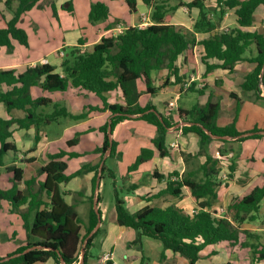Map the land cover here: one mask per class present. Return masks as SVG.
Masks as SVG:
<instances>
[{
    "label": "trees",
    "instance_id": "trees-1",
    "mask_svg": "<svg viewBox=\"0 0 264 264\" xmlns=\"http://www.w3.org/2000/svg\"><path fill=\"white\" fill-rule=\"evenodd\" d=\"M144 1L152 7L150 24L129 26L115 35L102 37L91 50L82 51L78 46L73 47L63 59V73L57 72L56 67L50 63L28 66L24 71L0 68V102L6 106L8 112L13 109H22L26 112L25 116L19 118L0 117V164H4L5 156L10 150L18 152L17 145L9 140L13 135L11 129L13 124L17 123L20 128L35 126L40 130L42 126L58 122L62 118L81 120L93 112L108 110L112 133L117 124L126 119L144 120L157 128V134L151 140L154 147H142L136 162L129 168L136 170L139 165L156 155L170 156L167 145L168 133L182 120L186 122L182 129L183 133L195 132L199 136L200 145V150L196 154L182 152L184 159L198 160L201 154L206 153V160L191 169H186L183 174L175 170L164 175L157 169L154 170V176L166 179L167 185L151 195V198L164 194L181 196L188 188L199 202L198 211L187 212L176 205L166 207L145 205L138 211L131 212L115 188L118 224L132 227L136 231V239L131 244L139 249L143 248L145 237L161 241L164 247L161 253L162 260L166 258V250H171L185 256L189 260L188 264H197L202 256L201 251L208 245L226 241L232 246L241 243L250 247L252 251L250 264H264V242L261 235L241 228L246 221L258 218L264 199V182L229 204L231 217H228V214L218 216L212 209L218 200V187L222 183L218 177L221 157L236 150L234 142L264 136V133L256 132L261 130L257 127L251 129L256 132L251 135H242L250 131L237 129L243 99L236 92H230L237 100V107L233 121L224 125L218 123L222 108L221 98L215 100L212 95L204 104L196 103L190 108L180 106L174 113L171 110L168 113L160 112L152 100L145 104L140 102L143 93L155 95L166 86L181 84L184 81L178 59L198 43L196 32L211 33L208 38L201 41L205 50L202 60L206 65V73L219 67L233 71L241 60L254 62L255 68L246 75L241 86L245 92L261 98L264 90V32L244 28L253 24L254 14L259 6L264 5V0H216L215 7L208 6L207 0L179 1L176 4H172L171 0ZM135 3V0H128L132 9ZM40 4L41 0H5L6 10L12 17L6 21L5 26L0 27V47L7 46L11 51L13 39L23 45L29 44L26 30L18 24L27 11ZM182 5L195 6L200 10L193 31L173 22L172 14ZM233 8L238 25L227 30L219 29L225 14ZM67 9L72 10L71 1ZM109 12V6L104 1L92 2L89 19L92 23H97L107 19ZM0 14L5 19L1 11ZM252 46H255V50L252 55L247 56L246 53ZM209 59L217 61L210 62ZM163 69H167L168 74L160 85H156L153 72ZM139 79L144 81L145 90L139 89ZM33 86H40L50 92L78 88L96 94L102 103L86 104L81 111L74 112L66 104L51 97H33L31 94ZM117 89L122 90L125 103L109 101L107 93ZM109 123L108 121L100 127L104 141L96 152L101 153V161L107 153L109 157L121 154L118 152V142L110 138ZM213 135L222 141L216 156L205 150L209 141L214 139ZM80 136L81 132H77L68 140V145L79 143ZM38 138L37 136L36 141ZM83 155L82 152L66 149L50 154L48 160L38 170L39 175L46 174V178L40 181L38 191L31 189L37 181L36 176L25 180L27 187L25 190L20 189L19 183L24 179V169L14 164L7 167L13 172L12 186L7 189L0 188V201L8 200L12 205V211L22 216L28 231V241L9 255L0 256V264H35L46 262L50 258L57 264L79 262L89 264V259L94 256L92 249L103 230L100 225L94 231L99 222H102V217L99 220L94 206V196L97 183L99 181L100 185L107 165L104 161L100 172V163L82 161L79 169L67 173L69 166L67 159ZM235 169L234 156L229 164V177L234 175ZM85 171L94 172L92 178L94 192L91 196L87 223L79 215L76 204L67 202L66 194L60 187L61 183H67ZM110 174L114 177L113 171ZM135 188L136 186L131 185L129 192H133ZM43 193L49 201H45ZM100 199L98 194L99 202ZM25 204L27 208L22 209ZM98 209L101 215L99 206ZM32 213L34 217L31 222ZM241 232L245 234V241L240 240ZM81 248L84 249V254L81 253ZM217 252L214 249L208 256ZM80 255L83 256L80 258ZM105 264L114 262L108 259Z\"/></svg>",
    "mask_w": 264,
    "mask_h": 264
},
{
    "label": "crops",
    "instance_id": "crops-1",
    "mask_svg": "<svg viewBox=\"0 0 264 264\" xmlns=\"http://www.w3.org/2000/svg\"><path fill=\"white\" fill-rule=\"evenodd\" d=\"M70 1L72 2V10L67 9V7L70 6ZM98 1H104L109 6V16L105 20L92 24L89 21L91 4L92 2ZM179 1L189 2L192 0H178V2ZM135 2V7L132 9L128 4V0H45L44 2H42L41 0V3H43V5L41 6L43 7L39 8L40 6L37 5L31 10L27 11L23 15V18L20 20V22H24L26 19V15L34 12L35 8L43 9L42 13H40L41 15H43V17L41 18L38 16V19L33 18L32 25L36 24L38 27L39 24L37 23V21H42L44 27H47L46 31H43L42 35L47 40L41 42V45H38L33 49L32 41L29 38L31 37V32L23 27L27 31L29 44L23 45L18 40L13 39V49L11 51L7 46L0 47V68H16L18 71H24L28 66H34L39 63H50L56 67L55 70L57 72L63 73L62 62L66 55L69 54V51H67V47L78 46L82 51L91 50L94 45L101 40L102 37L115 35L129 26H144L150 24L152 22V7L147 5L144 0H135ZM206 3L208 6H217L216 0H207ZM0 11L5 16L4 19L0 14V27H3L6 25V21L12 17L11 13L6 10L5 0H0ZM199 13L200 10L198 7H188L187 5H182L174 11V13L172 14V19L176 25L183 27L186 30L193 31L194 24L199 17ZM80 15H82L81 19ZM69 20L71 21V23H69ZM80 25H82L84 28H87L86 32L83 34L78 33V28L81 27ZM237 25V15L235 13V9L233 8L227 11L219 29L227 30ZM244 29L264 32V5H261L257 8L254 14L253 24L245 27ZM61 32L66 34V36L64 35L63 40H60L59 36H57L58 33L60 35ZM67 33L74 34L70 39H67ZM210 34V32H196L197 39L199 40L198 43L191 49L180 55L178 59V65L180 66V73L184 76V81L181 84L166 86L155 95L143 93L140 96V102L142 104H145L149 100H152V102L157 105L160 112L168 113L171 110L174 113L180 106L182 108H190L196 103L204 104L212 95L214 96L213 98L215 100L221 98V102L223 101V103H225V106H223V104L221 103L222 108L218 118V123L224 125L233 121V118L235 116L237 100L231 96L230 92H236L239 97L243 99L238 114L237 129L240 131H251V129L257 127L258 129L264 130V90L261 93V98H257L255 94L245 92L241 86L246 75L255 68L256 63L249 60H241L236 64L233 71L219 67L207 74L206 65L202 60L205 50L204 45L201 43V41L204 38H208ZM253 50H255V46H252L251 49H249V51L246 53V55H252ZM209 61L216 62L217 60L209 59ZM167 74V69L158 71L156 75L153 74L155 84L160 85L166 78ZM138 87L141 90H145V84L142 79L138 80ZM33 90H35V93H33ZM198 90H201V92H199ZM67 92H73L77 96L72 97V101L70 100L71 105L68 107L74 112L81 111L84 105L87 104L84 98L88 97L90 93L78 88H70L67 90ZM54 93L56 92L44 90L40 86H33L31 88V94L33 97L47 96L53 98L52 95ZM191 93L199 94V100L201 101L195 102L194 100H190L189 95ZM107 96L111 103H125L123 92L120 89L107 93ZM183 98H185L183 103H180V100ZM170 101H174L176 107L174 106L173 108H170ZM94 105L101 104L97 103ZM0 108H3L2 111L6 112V115L0 116L4 118H19L25 116L26 114V112L22 109H13L12 111L8 112L6 106L1 102ZM90 115L91 117H96V123L90 124L85 131H76L75 135L77 132H81V135L85 133H96V135H104L100 130V127L109 121L110 111L107 110L104 112H93ZM130 120L140 121V119ZM60 121L61 119L58 121V123ZM185 124L186 122L180 120L176 125H174V127L170 129L168 133L167 145L171 153L170 156L160 157L156 155L154 158L150 159V161L152 160L154 162V168L152 171V177L154 178V181L151 185L146 184L145 180L141 178L142 173L139 169L135 171V180L131 181L130 184L127 185V191L131 190V185L136 186L134 192L132 194H129L126 200V202L129 203L128 209L131 212H136L145 205H155L161 207L176 205L187 212H191L192 209L199 208L198 200L192 195L191 191L188 188L184 190L181 196L164 194L159 197L151 198V195L159 192L167 185L166 179H158L154 176V170L157 169L160 174L164 175H167L175 170L179 171L180 174H183L187 169V166L182 152L186 151L188 153H197L200 150L199 136L195 132H189L187 134L183 133L182 129ZM11 129L13 131V135L9 140L17 145L18 152L10 150L6 155L7 157L9 156V158L7 160L4 159V164H0L1 189H7L12 186L11 179L13 176V172L9 171L7 167L14 164L24 169V179L19 183V188L25 190L27 188L25 180H30L32 177L36 176L37 181L31 186V189L34 191L40 190V181H43L46 178V174L44 173L39 175L38 169L48 160L50 154L56 153L60 149L79 151L84 153L83 156L78 157L81 159L83 158L82 161H91L93 164L100 163V165L103 161H101L102 155L99 152H95L96 149L92 150L93 153L90 156H88L86 151H80L76 149L78 145L82 144L81 136L79 143L73 146H69L67 140L66 147L57 148L58 143L61 141V139L56 138L55 136L50 137L49 134L44 131L43 126L40 128V130H38L35 126H31L30 128H20L18 124L15 123L13 124ZM156 134L157 128L155 127L154 129L150 130V134L145 135L144 141L146 142V144L139 147V154L142 147H154L151 143V140L153 137H155ZM53 135L56 134L54 133ZM37 136L39 137L38 141H36ZM213 138V140L209 141L205 150L206 152L216 156L218 154V150L222 144V141L217 140V137ZM103 141L101 140L100 142L99 140L95 147L98 146L97 148H100L101 144H103ZM234 147L236 149L235 151H233L234 156L236 157V169L234 171V175L232 177L230 176V179L228 181L221 183V185L218 187V200L212 207L213 211L217 212L218 216H224L228 214V217H231L232 214L228 209L229 204L233 202L235 198L242 197L249 193L255 187L256 184L254 183L260 181V184H262L264 182V136L251 137L241 142H234ZM43 154L44 156H46V159L43 162H39V157L43 156ZM256 155L261 157V164L256 159ZM105 156L108 158L109 153L105 154ZM200 156L201 163L205 162L206 153H203ZM71 159L72 158L67 159L68 164H70ZM30 165H36L34 170L31 172L29 171L30 167H27ZM107 170H110L108 166ZM67 173L72 172H69L67 169ZM78 176L74 177L67 183H61L60 187L61 190H63L66 194L65 199L67 200V202L76 204L79 215L87 223L89 219V210L91 207V196L94 192L92 185L94 172L90 171L89 174L91 183L90 187H73L72 182ZM135 176L137 177L135 178ZM98 194L99 188L96 187L94 202ZM43 198L45 199V201H49L48 197L45 196L44 193ZM263 201L264 199L262 200V202ZM99 203L100 202L98 201V206ZM26 208L27 204L22 206V209ZM80 208L81 211L79 212ZM115 210V222L110 225V229L107 228L105 230V237H103V239H101L99 242L97 239L96 244L92 249L94 256L89 259V264H93V258H97L96 264H105L108 259H112L114 264H144L147 260H149L150 256L146 253L144 247L142 249H139L138 247L131 244V242L136 239V231L132 227L121 226L118 224L116 201ZM3 212H7L8 214H10V218L12 216L15 220L20 217L23 222V226L25 227V222L22 216L19 213L12 211V205L6 199H2L0 201V215ZM33 216L34 214L32 213L30 220ZM257 217L258 218L256 220L246 221L245 223H243L241 228L244 229V224H251L252 226L253 223H255L257 220H262L264 216H261L259 212ZM115 223L118 225L115 226ZM9 224L12 230L13 221H9ZM246 227L251 228L249 226ZM251 229H257L256 231H258V234L261 235V240L264 242V228L253 227ZM7 230V228L6 230H4V228H1L0 234L3 235L7 233ZM115 230H117V233L120 235L125 232V236L112 237L115 235ZM26 234L27 237L26 235L22 237L20 243H15L13 246L7 248L3 252L4 254H0V256H7L10 253L16 251L19 247L25 245L28 241L27 229ZM11 235L13 238H15L16 230L13 231V233L11 232ZM240 240L245 241L246 237H240ZM116 245H119V247L121 248L120 254H118V252L116 251ZM239 246L246 248L248 251H251L250 247L243 246L241 245V243L232 246L228 242L224 241L219 244L208 245L201 251L202 256L198 260L197 264H199L200 261L218 256L220 255V253H225L226 257L227 254L230 253H236L237 255ZM96 248H99L98 252H95ZM214 249L218 252L212 256H208ZM165 254L166 258L164 260L161 259L160 254L159 264L189 263V260L183 258V255L179 253H174L171 250H166ZM81 257L82 255H80V258ZM226 257L222 261L223 264H238L236 261L237 259L232 261L227 259ZM35 264L57 263L53 258H50L46 262ZM76 264H80V262Z\"/></svg>",
    "mask_w": 264,
    "mask_h": 264
},
{
    "label": "rangeland",
    "instance_id": "rangeland-1",
    "mask_svg": "<svg viewBox=\"0 0 264 264\" xmlns=\"http://www.w3.org/2000/svg\"><path fill=\"white\" fill-rule=\"evenodd\" d=\"M177 2H178V0H171V3H173V4H175ZM41 5H43V3L38 5V6H40L39 8L43 7ZM210 7H213V6L211 5ZM39 8H35L34 12H31V14L26 15V19L24 22L19 23L20 27H22V28L25 27L26 30H29V32H31V37H29V38L32 41L33 49L36 48L38 45H41V42L47 40L42 35L43 31H46V28H47V27H44L43 22L37 21V23L39 24L38 27L36 24L32 25V22H33L32 19L33 18L38 19V16L41 18L43 17V15L40 14V13H42L43 9H39ZM81 16L82 15H80V19H81ZM89 21H90V19H89ZM69 23H71L70 20H69ZM90 23H92V22L90 21ZM92 24H95V23H92ZM80 26L81 27H79V28L77 27L78 33H81V34L85 33L87 28H84L82 25H80ZM52 30H54V29H52ZM73 34L74 33H67V39H70ZM64 35L66 36V34L61 32L60 35L58 33L57 36H59L60 40H63ZM72 48H73L72 46L67 47V51L70 52L72 50ZM157 73H158V71L153 72L154 75H156ZM33 93H35V90H33ZM74 96H76V94H74L73 92H67V91H58L52 95V97L55 100H57L63 104H66L67 106L71 105L72 97H74ZM189 98H190V100H192V101L194 100L195 102L201 101V100H199L200 99L199 94L191 93L189 95ZM184 99L185 98L181 99L180 103H183ZM84 100H86L85 102L87 104L88 103H90V104H97V103L101 104L102 103L99 96H97L94 93H90L88 97L84 98ZM221 103L223 104V106H225V103H223V101ZM175 107H176V104H175ZM0 110H1L0 116L6 115V112L2 111L3 108H0ZM93 123H96V117H94V116L91 117V115H89V117H87L85 119H81V120L62 118L59 123L54 122L52 124L45 125V126H43V129L45 132H47L49 134L50 137L55 136L56 138H60L61 141L58 143L57 148H60V147L64 148V147H66L67 140L73 138L76 131H85V130H87L88 126L90 124H93ZM153 127L155 128V126H153L152 124H150L146 121H143V120L134 121V120L126 119V120L118 123L115 130L113 131L114 139L118 142V152L119 153L121 152V154L114 156V157H108L107 158L105 155L103 157V161H106V165L108 166V168H110V170L105 171L103 178L101 179L100 185L98 187L99 188V194L101 197L99 207H100V210L102 212V214H101V217H102L101 226L103 228L102 233L98 237V242L101 239H103V237H105L103 231L106 230L107 228L110 229V225H112L115 222L114 221V216L116 214V210H115L116 199H115V194H114L115 188L117 189L121 198H124V200L126 201L127 196L134 192V191L133 192L127 191V185H129L131 181L135 180L134 174H135V171L137 169H139L140 172L142 173L141 178L145 180L146 184L151 185L154 181V178L152 177L154 162L152 160L151 161L149 160V162L139 165L136 170H130L129 169L137 160V157L139 155V153H138L139 147L146 144V142L144 141L145 135L150 134V130L154 129ZM54 133L56 135H53ZM81 137H82V144L78 145L76 147V149L80 150V151H86L88 156H90L93 153L92 150L97 149L98 146L95 147V145H97L98 141L100 140V142H101V140L102 141L104 140V135H102V134L96 135V133H85V134H82ZM101 146H102V144H101ZM95 152H96V150H95ZM183 152H186V151H183ZM190 153L196 154V153H192V152H190ZM200 157L201 156H199L198 160L195 158H190L189 161H186L184 159L186 166H187V169L192 168L195 165H198L201 162ZM8 158H9V156L8 157L6 156L5 159L7 160ZM45 159H46V156H44V154H43V156L39 157V162H43V161H45ZM82 159L78 158V157L72 158L70 160L68 171L69 172L76 171L80 167V162L82 161ZM256 159L261 164V157L256 155ZM35 166L36 165H30L27 167H30L29 171L31 172L34 170ZM111 171H113L114 177L110 174ZM4 173H5V171H4ZM89 174H90V171L83 172L81 175H79L72 182V186L73 187L75 186L76 188L90 187L91 183H90ZM136 177L137 176H135V178ZM254 184H256L255 186H257L260 184V181H258L257 183H254ZM81 190H83V189H81ZM126 205H127V207H129V203L126 202ZM80 211H81V208L79 209V212ZM260 214H261V216H264V201L261 203ZM33 217L30 220L31 222L33 221ZM9 221H13L12 230H11V226L9 224ZM116 225H118V224L115 223V226ZM246 226H249L251 228H253V227L264 228V217L262 220H257L255 223H253L252 226H251V224L250 225H247V224L243 225L244 229H248V230H251L252 232L258 233V231H256L257 229L252 230L251 228H247ZM1 228H4V230H6V228H7L8 230H7V233H5L3 235L0 234V254H4L3 252L7 248L13 246L15 243H20L21 238L24 237L25 235L27 237L26 229L23 226V222H22L21 218L18 217L16 220L12 216L10 218V214H8L7 212H3L0 215V229ZM117 229H118V226H117ZM15 230H16V236H15V238H13L11 235V232L13 233V231H15ZM260 232H262V231H260ZM263 232H264V230H263ZM115 236L116 237H124L125 232H123L122 235H120L117 233V230H115V235L112 237H115ZM241 237H245L244 232H241ZM143 247H144L146 253L150 256L149 260H147L144 264H159L160 254L164 248L162 242L159 240H156V239L145 237L143 239ZM98 251H99V248H96L95 252H98ZM116 251L118 252V254H120L121 248L119 247V245H116ZM182 257L187 259L185 256H182ZM225 257H226L225 253H223V254L220 253V255H218V256H214L210 259L208 258L207 260L200 261L199 264H223L222 261H223V259H225ZM226 258L229 260H232V261L237 259L236 261L238 264H249L250 260L252 258V253L250 250L248 251L246 248L239 246V250L237 251V255H236V253H230V254H227ZM96 260H97V258L92 259L93 264H96Z\"/></svg>",
    "mask_w": 264,
    "mask_h": 264
},
{
    "label": "built area",
    "instance_id": "built-area-1",
    "mask_svg": "<svg viewBox=\"0 0 264 264\" xmlns=\"http://www.w3.org/2000/svg\"><path fill=\"white\" fill-rule=\"evenodd\" d=\"M174 106H175V102L170 101L169 107L173 108ZM233 156H234V152L230 151L221 157L220 171H219L218 177L222 183L225 181H228L230 179V177H229V172H230L229 164H230L231 158H233ZM221 210H223V209H221ZM197 211H198V208H195V209H192L191 213H196ZM214 213L217 215V212H214Z\"/></svg>",
    "mask_w": 264,
    "mask_h": 264
},
{
    "label": "water",
    "instance_id": "water-1",
    "mask_svg": "<svg viewBox=\"0 0 264 264\" xmlns=\"http://www.w3.org/2000/svg\"><path fill=\"white\" fill-rule=\"evenodd\" d=\"M109 132H110V138H111V140L113 139V133H112V124H111V119H109ZM256 132H258V133H263L264 132V130H259V131H256ZM256 132H254V131H250V132H246V133H244V134H242V135H251V134H254V133H256ZM213 137H218V136H216V135H213ZM103 163H104V161L101 163V165H100V172H101V170H102V166H103ZM99 177H100V175H99ZM98 185H99V181H98V183H97V188H98ZM94 205H95V208H96V211L98 212V216H99V220L101 219V215H100V213H99V209H98V196H96V198H95V202H94ZM100 224H101V221L99 222V224L97 225V227L94 229V231L95 230H97V228L100 226ZM93 231V232H94ZM92 232V233H93ZM91 233V234H92ZM90 234V235H91ZM89 235V236H90ZM82 254H84V249L82 248ZM83 256V255H82Z\"/></svg>",
    "mask_w": 264,
    "mask_h": 264
}]
</instances>
